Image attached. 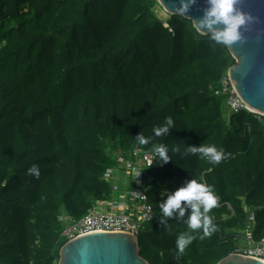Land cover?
<instances>
[{"label":"trees","instance_id":"16d2710c","mask_svg":"<svg viewBox=\"0 0 264 264\" xmlns=\"http://www.w3.org/2000/svg\"><path fill=\"white\" fill-rule=\"evenodd\" d=\"M159 9L157 0H0V264H59L68 225L59 217L72 223L122 201L136 185L119 157L158 143L170 160L143 171L153 214L138 236L142 258L218 264L264 241V116L231 113L216 94L236 63L228 48ZM168 116L175 128L156 137ZM140 133L149 144L135 141ZM202 143L231 156L213 165L183 154ZM200 174L220 197L217 230L181 255L191 209L162 222L159 204Z\"/></svg>","mask_w":264,"mask_h":264},{"label":"water","instance_id":"95a60500","mask_svg":"<svg viewBox=\"0 0 264 264\" xmlns=\"http://www.w3.org/2000/svg\"><path fill=\"white\" fill-rule=\"evenodd\" d=\"M157 1L167 14L182 16L197 23L204 18L210 7L208 0H196L188 12L181 15L177 9L189 0ZM236 7L244 13H250L255 20L241 28L244 41L228 48L236 60L228 75L248 108L264 116V0H240ZM202 32L204 35L210 34L206 28ZM59 264H149V262L141 257L138 237L133 233L96 230L66 242L60 251ZM218 264H264V261L233 253Z\"/></svg>","mask_w":264,"mask_h":264},{"label":"clouds","instance_id":"9594fccd","mask_svg":"<svg viewBox=\"0 0 264 264\" xmlns=\"http://www.w3.org/2000/svg\"><path fill=\"white\" fill-rule=\"evenodd\" d=\"M195 2L196 0L184 2L177 11L183 15L188 12L191 4ZM208 3L210 7L207 9L204 18L198 23L191 21V27L195 32L203 36L202 30L208 29L210 33L208 38L213 42L212 46L214 48L222 46L227 49L237 42H243L245 38L241 28L253 22L255 18L250 13H244L237 9L236 5L240 3V0H208ZM219 25L223 27H216ZM173 128H175V121L172 116H168L162 125L154 126L152 132L156 137H160L168 134L169 130ZM150 139L151 137H146L143 133H140L135 141L140 145H147L150 143ZM171 151L180 152L181 149L173 147ZM152 152L163 163L169 162V147L167 145L163 143L153 144ZM183 154L199 155L200 158L213 165H218L231 156V153L222 147H217L214 143L188 146ZM27 171L28 175L37 179L40 178L39 165L33 164ZM219 200L220 197L214 186L207 182L204 175L200 174L188 182L186 186L178 188L159 204L162 222H164L163 218L175 217L179 220L185 216L187 209H191L190 215L184 221L187 230L181 232L176 239V248L179 254L182 255L185 249L197 238L204 240L216 232L215 218L210 213L218 205Z\"/></svg>","mask_w":264,"mask_h":264},{"label":"built area","instance_id":"2783aa9c","mask_svg":"<svg viewBox=\"0 0 264 264\" xmlns=\"http://www.w3.org/2000/svg\"><path fill=\"white\" fill-rule=\"evenodd\" d=\"M221 86V90H218L216 94L224 93L228 95V105L231 113H237L241 110L254 113L237 93L229 75L221 81ZM157 159L158 157L153 152L139 148L132 151L130 161H125L122 157H119V163L132 177L136 187L122 195V201L99 202L95 209L90 210L79 221L71 223L72 219L68 214L61 215L59 221L68 224L63 232V237L67 239V242L96 230L129 231L138 237L144 224L152 219L153 214L152 207L147 205V195L143 191V171L145 168L151 167ZM113 176L110 169L105 174V177L111 181H113ZM251 220H254V217H251ZM249 240H251V236H249ZM235 253L256 257L264 261V241L253 243Z\"/></svg>","mask_w":264,"mask_h":264},{"label":"rangeland","instance_id":"374dc122","mask_svg":"<svg viewBox=\"0 0 264 264\" xmlns=\"http://www.w3.org/2000/svg\"><path fill=\"white\" fill-rule=\"evenodd\" d=\"M159 13H160V15H162L163 17H167V16H169V15H166V12L162 9V10H160L159 9Z\"/></svg>","mask_w":264,"mask_h":264}]
</instances>
